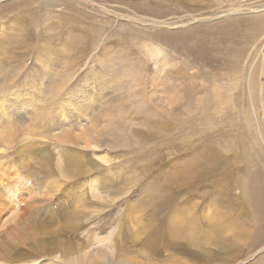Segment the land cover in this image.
<instances>
[{
    "label": "rangeland",
    "instance_id": "1",
    "mask_svg": "<svg viewBox=\"0 0 264 264\" xmlns=\"http://www.w3.org/2000/svg\"><path fill=\"white\" fill-rule=\"evenodd\" d=\"M27 7L36 9V15L29 13L34 24L25 23L21 11ZM263 18L264 0H0V60L12 70L11 93L0 105V119L7 115L6 126L28 127L32 139L25 144L33 143L30 154L0 151V264L196 263V250L171 241L158 224H119L126 212L169 218L157 207L174 180L171 157L177 152L165 148L163 159L157 155L158 139L149 133L158 131V125L142 126L144 135L130 137L117 119L112 128L100 119L99 111L110 108V102L128 99L138 88L109 81L122 70H148L159 94L170 95L172 85H180V106L190 111L174 113L196 116L193 144L199 143L201 151L203 142L218 143L217 149L207 148L221 164L225 214L220 217L235 226L243 223L248 217L243 197L252 185L257 200L262 194L264 201V29L258 26ZM29 25L31 31L24 30ZM252 81L258 83L255 97ZM220 83L221 95L211 102L213 85ZM168 100L160 97L154 105L148 100L140 112L154 119L161 117V109L169 115ZM140 104L130 106L133 112ZM200 104L205 110L197 117ZM210 108L216 111L210 113ZM249 112L252 120H247ZM219 114L223 116L216 118ZM48 119L54 121L46 125ZM95 121L105 134L86 145L64 132ZM38 123H45L46 131L36 129ZM138 142L142 148H135ZM154 160H160L157 166ZM57 184L65 199L60 212L51 203ZM206 184L211 190L203 188ZM216 185L208 178L200 189L209 202L218 198ZM46 207L57 211L56 219L46 217ZM259 229L256 248L247 249L249 238L244 243L233 235L229 238L240 242L237 252L208 243L216 250L205 263L263 261L264 224ZM102 237L113 245L112 261L78 257ZM222 248L226 253H219Z\"/></svg>",
    "mask_w": 264,
    "mask_h": 264
},
{
    "label": "bare ground",
    "instance_id": "2",
    "mask_svg": "<svg viewBox=\"0 0 264 264\" xmlns=\"http://www.w3.org/2000/svg\"><path fill=\"white\" fill-rule=\"evenodd\" d=\"M21 13L26 19L25 23L34 24V17L30 14L36 15V9L27 7L25 9H22ZM258 26L261 29H264V18ZM30 28L31 26L29 25L24 30L31 31ZM58 55L60 54L58 53ZM3 68H5L7 74L3 73ZM144 71H142L141 69L138 70L137 68V71L133 72H126L122 70L112 73V76L109 78L110 82L112 80L120 81L121 83L119 86H123L125 89L130 86H136L138 88L137 90L127 95L128 99L123 98L124 100L122 99L118 102H110V108H108L107 110L99 111V117L104 122H107L108 128H112L116 122L115 119H117L119 125L127 131L130 137H132V135H144L145 131L142 129V126H148V129H151L150 127L155 128L154 126L158 125V131L152 128L153 130L149 134L152 137L158 139L157 141H155V147L157 155L159 154L158 156H160L161 159H163L165 156L163 149L169 148L170 150H172L176 148L177 152L171 157V160L176 165L174 180L171 186L168 188L167 193L160 197L157 207V211H165L169 218L165 220H157L154 219V215L152 213H148V211H141L137 214L126 212L124 213L122 220H120L119 224L123 225L124 227H127L130 226V223H133L135 226H138L140 228H143L148 224H158L159 230L165 233L171 241L180 242L187 246H192V248L196 250L195 253L192 255V257L196 259L195 264H206L205 261L211 259L212 253L216 249L213 246L211 249H209L208 243H214L213 245L216 244L217 247L225 246L228 247L230 251L237 252V250L239 249L238 245L240 244V242L229 238L230 235L239 238L244 243H246V239L249 238V241L247 243V249L256 248L258 243L256 242V239L259 235H261L259 226L261 224H264V217L260 216V214H262L264 210V201L262 198L263 195L260 194L261 200L258 201L256 198V188L252 185L250 191L243 197V200L245 201L243 213L245 214V218L246 216H248L246 219L244 218L245 220L243 219L244 222L239 224L238 226H235L237 224L234 223L235 221L233 223L222 221L220 215L225 214L222 209L224 203L225 188L221 186V164L217 160L212 158L211 151L207 148L212 147L213 149H217L218 143L216 144V146H208L206 142H203L205 148L199 151V143L194 142L195 144H193L192 139L194 133V126L197 121L196 116H193V114H191L190 117H177L178 113L190 111L189 106H185L183 108H181L180 106V96L178 95L180 85H172V93L170 95L159 94L157 92L158 85H156L155 83H151V79L153 78H150L147 74L148 70L146 72ZM11 76L12 70L8 69L7 66L2 62V60H0V87L4 88V92H1L0 88V105L2 106L3 101H5L8 95L11 93V88H7V84ZM124 76H126L127 79H124ZM152 76L154 77L155 75ZM141 78H144L146 82H141ZM123 80H125L126 82L122 83ZM99 82L101 83V80ZM183 82L184 81H182V83ZM215 84L213 85V93L210 95L211 102L213 100L218 99L221 95V83L217 84L216 87ZM149 85H151L152 87L148 88ZM252 87L255 97V95L257 94L256 91L258 89V83L252 81ZM174 93L176 97L174 96ZM137 94H142V100H139V98L135 97ZM208 94L209 93H207V95ZM160 97L161 99H163L164 97H169V100L166 102H169L171 100L170 103H166L164 105L166 106V110L170 112L169 115L165 114L163 109L161 108V117L159 116L160 118L157 119L151 118L149 115L141 114V105H143L144 107L145 104L150 103L148 102V100L152 99L154 105V103H157V99L160 100ZM135 102L137 104H142H140L139 106L135 105L138 108L137 110L134 109L135 112H133V108H131L130 106L135 104ZM100 105H102V103ZM202 105L205 104H200L199 113L197 117L203 110H205L204 106ZM2 106L0 108V112H3ZM160 109L157 108L156 111L158 112ZM213 111H216V109L210 108V113H212ZM174 112H176L177 114H175ZM66 113L67 112L65 110L61 111L62 115H66ZM51 114L54 113L51 112ZM151 115L156 114H154L153 112V114ZM222 116L223 115L219 114L216 118H221ZM6 118L7 115H2L0 119V151L13 148L21 152H26L28 154L32 153L33 150L30 149H32L31 147L33 143L30 146L29 144H25L27 141L32 139V135L31 133H29V128L22 127L19 124H17L15 127H8L4 123ZM132 119H137L138 121L133 122ZM247 120H252L250 112L247 116ZM52 121H54V119L46 120V125L51 124ZM99 124V122L95 121L93 125L71 130L64 129V132L66 136L74 140L76 144L81 143L82 145H86L90 142H93L95 136H104L105 132L96 127ZM44 125H42V123H38L35 125V127L36 129H39L40 132H44L47 129V126ZM22 128H24V130H22ZM52 135H56V133H53ZM21 136H25L23 138V143H21L22 140H20ZM133 144L136 145L135 148H142L141 146H139V142ZM35 150H37V148ZM22 155L23 154H21V156ZM21 156L19 160L23 162V158ZM160 160L158 161V163L156 160H154V163L152 161L153 165L155 164V166H157ZM192 165H194V167H191ZM62 173V175L65 174L64 172ZM208 178H214L217 182L216 189L219 195L215 202H209L207 195L201 193L200 190L202 185ZM58 185L59 184H57L55 187V193L53 194L55 198L54 201H52L51 203L53 210H55L58 206V210L60 212L65 206V199L62 195L60 196L57 190L59 189L57 187H61L60 185H62V182L59 186ZM203 188L207 191L211 190V186L209 184L204 185ZM228 199L236 200L238 198L234 196H229ZM46 210V217H49V215L51 216V214H53L55 219L57 218V211L55 212L49 207H46ZM174 210H179V212L174 213ZM260 217L263 219H261ZM183 219L186 220V223L181 222V220ZM251 224H255L256 227L248 228L247 226ZM77 230L78 229L75 228L72 231L76 232ZM137 232L138 231H136V233ZM94 244H97L96 247L91 249L89 252L82 254V256H78L79 254L77 253H73L70 256L84 257L85 260L97 261V263L102 260H104L103 263H109L115 258L113 245L108 239H105L104 237L99 238L94 242ZM219 253H226V250L223 249L222 251H219ZM172 256H174V253H172ZM214 256L217 257V254L215 253ZM235 256L238 257V254H236ZM117 257L118 254L116 253V258ZM261 260L263 261H256L253 264H264V257H261Z\"/></svg>",
    "mask_w": 264,
    "mask_h": 264
}]
</instances>
